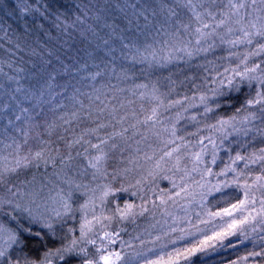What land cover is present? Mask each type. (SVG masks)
Returning a JSON list of instances; mask_svg holds the SVG:
<instances>
[{"label": "snow or ice", "instance_id": "obj_1", "mask_svg": "<svg viewBox=\"0 0 264 264\" xmlns=\"http://www.w3.org/2000/svg\"><path fill=\"white\" fill-rule=\"evenodd\" d=\"M11 4V13L0 5V32L5 36L7 20L18 26L21 21L25 22V31L28 30L29 22L33 26L43 28V24L36 25V21L48 22L50 17L63 23L61 17L64 13L60 9L65 5L61 0H11ZM125 4L132 9L134 20L143 17L147 22L146 12L153 18L157 15L162 17L163 23L158 32L164 31L170 40V43L166 42L169 49L167 55L158 57L157 51L151 45L141 51L135 41L124 43V37H119L123 48L128 51L125 59L134 63H147L149 66L161 61H184L191 66L194 59L206 57L220 46H227L228 58H235L238 63L235 67L225 68L223 73L216 71L212 61H206V65H195L206 72H216L210 81L215 85L209 90L211 95L207 92L185 95L182 99L168 100L165 103V99L175 87L170 88L168 93H161L157 85L152 84L150 95L156 102V107H153L151 114L140 123H163L159 119L160 109L168 111L179 107L180 110L176 112L174 119L170 118L169 126L163 129L169 137L163 142V149L159 154L153 151L152 156L145 155L144 159L152 165L147 171V176L129 187L115 188L111 183H107L89 188L76 184L71 179H64L66 188H58L56 195L50 196L44 203H37L35 194L28 203H21L18 195L20 186L13 183V180L19 179L24 170L39 169L41 166L47 168L49 165L55 169L57 161L62 168H66L73 157L70 154L61 155L58 151L53 156L49 142L46 141H41L44 147L37 151L31 148L24 151L23 146L28 144L26 128L16 129L21 133L23 144L15 139L10 144H4L0 140V187L10 194L7 199L0 198V217L7 220L6 223L5 219H0V264H70L74 259H79L81 264H122L124 257L119 251L112 250V246L116 245L117 241L122 248L130 246L122 239L121 233L127 231L123 225H135L137 218L144 217L146 213L155 217L156 210H160L163 223L156 222L159 228L155 233L146 230V234L152 238L145 241L139 236L136 237L140 239L141 248L146 249L137 253L143 264H194L192 258L197 254L215 251L218 246L224 248L236 247L237 243L243 244L252 239L250 232L257 233L258 226L264 225V147L248 151L249 145L258 137L264 143V0H155L154 8L145 7L141 10H138L135 4H128V0H125ZM129 24H132L131 20ZM8 27L11 28L12 25ZM104 43L107 45L108 41ZM240 46L246 49L243 53L231 51ZM15 47L19 49L18 44ZM7 51L15 55L11 49ZM254 57H259V62L249 66L250 59ZM56 60L60 62L58 57ZM92 66L99 68V65ZM8 67L12 68V63L9 62ZM88 67V64H82L71 70L69 66H64V73H79L86 71ZM15 71L19 74L23 73L24 69L16 68ZM111 72H116L115 66L111 67ZM56 74L62 75L59 71ZM121 74L127 78L126 70H122ZM103 75V71L90 72L87 79L96 81ZM4 77L19 84V79L7 75L0 64V79ZM54 79L55 76L49 74V81ZM186 79L194 80L193 77ZM204 79L207 82L209 77ZM171 83L175 86V81ZM253 85L257 86L255 95L246 98L233 115L227 118L213 116L214 123L203 124V128L211 133L210 135L198 136L194 144L186 141L184 136L177 135V124L186 118L185 113L189 109L202 108L203 112L198 115L207 118L210 113L215 114L223 104L233 99L231 93L242 94L245 86L251 88ZM52 87L49 83V90ZM136 87L148 89L149 85L141 84ZM194 87L199 88L195 84ZM21 90L20 87L14 89L17 93ZM2 91L3 85L0 84V92ZM144 94L140 93L141 96ZM43 95L41 92L38 101ZM192 101H198V104ZM6 107L11 110L10 106L0 105V119L4 118ZM17 107L19 114H14V120L8 119V125H14L15 121L33 119L29 109L23 108L19 103ZM73 116L76 114L73 113ZM187 119L200 124L196 114L188 116ZM99 127L103 128L105 125ZM2 131L0 128V132ZM89 131L94 133L97 129ZM200 131L198 127L196 133L188 135H198ZM125 132L127 129L113 132L107 138L98 137V144H92L82 135L73 139L68 147L88 145L84 148V153L77 152V156L86 154L88 148L97 150V155L86 160L87 166L93 170L92 178L95 180L98 175L104 174L102 162L107 153L103 151L102 146H107L108 142L114 141L116 137L123 138ZM226 142L227 145L235 144L244 149V154L235 151L232 155L234 149L227 147ZM111 147H117L116 143L113 142ZM5 149L9 150L7 154H4ZM221 150L229 153L228 163L214 172L212 166L216 165ZM185 156L191 161L190 168L187 165L180 166ZM241 162L243 166L239 167ZM168 163H172L171 168L166 167ZM252 165L259 166L258 174H251ZM166 172H172V175H164ZM177 173L179 183L173 179ZM54 175L59 177L61 173L54 172ZM158 178L169 180L171 187L162 190L149 187L147 193L138 196L143 203L121 204L122 196L117 193H127L135 188L136 191H132L131 195L137 196L138 192H143L146 180L154 184ZM209 178L215 179V183ZM81 188H84L83 195L87 198L78 208H74L73 194ZM148 193L154 195L155 199ZM214 194H219L216 204L222 203L223 206H210L208 198ZM169 205L173 208L178 206L183 215L170 211ZM76 212L81 213L79 228L68 227L65 235L59 237L58 229L63 231V223L75 219ZM152 227L156 228V225ZM260 232H264V227L260 228ZM230 237H235L236 243H233ZM257 237L264 244V236L257 233ZM65 240L67 242H64ZM225 241H228L227 245ZM49 244L60 246L47 247ZM249 257H264V251L250 252L248 256L231 261V264H242Z\"/></svg>", "mask_w": 264, "mask_h": 264}, {"label": "trees", "instance_id": "obj_2", "mask_svg": "<svg viewBox=\"0 0 264 264\" xmlns=\"http://www.w3.org/2000/svg\"><path fill=\"white\" fill-rule=\"evenodd\" d=\"M65 5L60 11L64 13L61 17L63 23L55 21L50 17L49 21L37 20L36 25L43 24V28L33 26L28 23V30H24L23 21L20 25L13 24L11 20H7L5 31L7 35L0 32V64L3 65V71L9 76L19 79V84L15 81H9L7 77L0 79L3 85V91L0 92V105L10 106L5 108L3 119H0V140L4 144L12 143V140L23 144L21 133L16 129H25L28 131V144L24 145V151L31 148L37 151L44 147L41 141L49 142L52 149V155L55 156L57 151L64 156L70 154L73 159L69 162V166L62 168L57 161L55 169L49 165L47 168L41 166L39 169H26L19 175V179L13 180V183L24 188V180L28 176H39L31 179L38 181L44 175L49 176L50 173L60 172L61 175L56 179H51L55 188L62 185L64 173L72 172L77 166L85 165L88 158L97 155V150L88 148V152L84 155L77 156L76 153H84V148L88 145H75L72 148L68 144L73 139L83 135L85 140H90L92 144H98L100 138H107L113 132H121L127 129L123 138L116 137L114 141L110 140L107 146H102L103 151L107 153L105 160L102 162V183H111L113 187L119 188L134 185L133 180H140L147 176V171L152 167L149 161L144 159L145 155L152 156L153 151L157 154L163 149V142L169 139L167 133L163 131L164 127L169 126L170 118L174 119L175 114L179 111V107L164 111L160 109L159 119L163 123L153 125L151 122L147 125L140 123L147 115L151 114V109L156 107V102L151 98V86L153 83L157 85L161 93H168L169 89L175 87V90L165 99L168 100L182 99L183 96L199 95L209 91L212 87L211 77H215L216 72H206L203 68H197L195 65L205 64L206 61H212L213 66L216 64L223 65L224 50L227 46H220L222 52L217 49L206 57H198L191 62V66L184 61L174 63H165L161 61L157 64L149 66L147 63H134L125 59L128 55L127 49L123 48L119 37H124V43L130 40L135 41L137 46L143 51L144 47L151 45L157 51L158 57L167 55L168 47L166 42L170 43L169 36L164 31H159L160 25L163 23L162 17L157 15L153 18L147 12L148 21L143 17L134 20L132 9L127 7L125 0H61ZM128 4H135L138 10L142 8H154L155 0H128ZM0 5L4 10L11 13V0H0ZM79 17V19H77ZM132 24H129V21ZM8 25H12L11 28ZM115 28V32H113ZM183 35V34H182ZM105 41L108 44L105 45ZM19 45V49L15 45ZM11 49L15 55H11L7 50ZM246 49L238 47L236 52L243 53ZM249 51L251 49H248ZM59 58V63L56 60ZM259 57L251 58L249 66L255 62H259ZM50 61L51 63H45ZM12 63V68L8 67V63ZM238 61L232 58L227 63L226 68L235 67ZM82 64H88L86 71L75 73L70 71L64 73V66H69L71 70L78 68ZM99 65V68L92 65ZM115 66L116 72H111V67ZM211 68L212 66H208ZM219 66H216V68ZM264 67V64H262ZM16 68L24 69L23 73H17ZM122 70H126L127 78L122 75ZM242 70V69H241ZM57 71L62 75H57ZM95 71H103L104 75L98 77L96 81L87 79L88 73ZM49 74L55 76L54 80L49 81ZM209 80L206 82L205 77ZM82 77H85L82 79ZM193 77L194 80L186 79ZM175 81V86L171 83ZM53 87L49 90L48 84ZM147 84L148 89L137 88V85ZM198 85L197 89L194 87ZM20 87L21 92H15L14 89ZM256 85L251 88L244 87L242 94L231 93L233 99L227 101L226 104L217 110L215 114H209L207 118L198 115L202 113V108H191L185 113V119L177 124L179 129L177 135L185 137L186 141L195 143L198 136L210 135L203 128L204 123H214L215 117L231 116L235 113L236 108L240 107L246 98L255 95ZM66 89V90H65ZM51 91V95H49ZM44 93L41 100L38 98ZM144 92V96L140 93ZM28 99H25V97ZM99 97V99H97ZM14 98V99H13ZM164 99V97H161ZM17 103L23 108L29 109L32 120L15 121L14 125H8L7 120L15 118L14 114H19ZM197 103L198 101H192ZM73 113L76 116H73ZM196 114L200 124L196 121H190L188 116ZM123 118V119H121ZM99 125H105L100 128ZM27 126V127H26ZM201 131L198 135H188L196 133L197 128ZM91 129H97L96 132H90ZM159 133V136H157ZM115 142L117 147L112 148L111 144ZM235 151L244 154V149L238 148L235 144L227 145ZM2 147V145H0ZM264 147L258 137L249 145L248 151L257 150ZM193 151L197 149H192ZM9 150L5 149L7 154ZM228 155L224 150L219 153V159L214 165L213 171H219L223 168L225 162L228 163ZM223 162V163H222ZM222 163V164H221ZM187 165L191 167L190 159L185 156L180 163L181 167ZM243 163L239 164L242 167ZM166 167L171 168L172 163H168ZM253 175L258 174V165L250 166ZM127 170V171H125ZM170 172L164 173L168 175ZM178 175L173 176L178 181ZM231 176V174H230ZM49 178H51L49 176ZM133 180H130V179ZM136 178V179H135ZM230 178V177H229ZM199 179V177H197ZM27 182H25L26 184ZM179 183V182H178ZM156 188L157 190L167 189L171 187V183L167 179L158 178L153 184L146 180L143 192H138L137 196L131 195L135 188L130 189L127 193H120L124 202H136L139 195L148 192V188ZM152 199L155 196L148 193ZM10 194L5 188L0 187V198L7 199ZM147 198V197H146ZM219 194H214L208 198L209 204L221 207L223 204H216ZM35 246V245H34ZM49 244L47 247H51ZM253 246V245H252ZM247 247L250 244L240 248L237 256L247 254ZM255 246L250 252H254ZM43 252V249H41Z\"/></svg>", "mask_w": 264, "mask_h": 264}, {"label": "rangeland", "instance_id": "obj_3", "mask_svg": "<svg viewBox=\"0 0 264 264\" xmlns=\"http://www.w3.org/2000/svg\"><path fill=\"white\" fill-rule=\"evenodd\" d=\"M240 47L242 48L243 46H240ZM222 48L224 49L225 47L223 46ZM216 49L218 52L220 51L219 47ZM236 49L237 48L231 49V51H234ZM220 52H222V50ZM223 52H224V56H223L222 61L224 62V64L218 65L215 63V68L216 66H219L216 68V71H219L221 73H223L224 69L226 68L225 66L227 65V63L232 61V58H228L229 49H225ZM88 159H91V158H88ZM23 172L26 173L25 170ZM66 174H67L66 176L64 174L61 176L63 180L71 179L76 184L85 185L89 188H95L98 184H103L102 183L103 175H98L97 179L93 180L92 178L93 170L87 166L86 162H85V165L77 166L74 171L67 172ZM178 174L179 173H177V175ZM168 175H172V172L168 173ZM49 176L51 178H49ZM49 176H45L44 180H42L44 177V175H42L40 176L42 177L40 180L33 181V182H31L32 181L31 179L37 178L39 176H36V177L28 176V178L23 181L25 185L24 188L20 189V194H18L20 197L19 202L28 203L29 200L33 198V194H35L36 202L40 204L48 200L50 196L54 197L56 195V190L58 188L54 187V185L51 183L53 182L51 179L54 180L58 177L54 175L53 173H50ZM173 179H176V178L173 177ZM209 179H211L212 182L215 183V179L213 178H209ZM130 180H133V179H130ZM25 182L27 183L25 184ZM178 182L179 181L177 180V183ZM133 183L136 184V180H133ZM59 188H66V185L63 183V181H62V185H60ZM83 192H84V188H81L79 192H74L73 194V207L74 208H78L80 204L85 202L87 197L83 195ZM117 195L121 196L120 193H117ZM124 200L125 199L122 198V200L120 201L121 204L124 203ZM135 203L141 204L143 203V201L139 202V200H137ZM169 210L174 211L176 215H180V216L183 215V212L180 211L178 206L173 208L171 205H169ZM196 210L199 211V209H196ZM75 217H76L75 219H69L63 223V231H59L58 229L59 237H63L65 235L68 227H73L76 229L79 228L81 213L76 212ZM0 219H5V222L7 223L6 218L0 217ZM89 219H91V216H89ZM157 221H160L161 223H163V218L160 215V210H156L155 217L150 216L149 214L146 213L144 217L137 218L135 225H131V224L123 225V227L127 228V231L121 233V236H122V239L125 241L126 245H130V246H125L122 248L120 246L119 241H117L116 245L112 246V250L119 251L121 253V256L124 257V262H122V264H143V261L137 256V253L141 251H145L146 249L141 248L140 239H136V237L139 236L141 239H144L145 241L150 240L152 237L146 234V230L147 232L155 233L156 230L159 228V225L156 224ZM152 225H156V228H153ZM261 227H264V225L258 226L257 233H259L260 236H264V232H260ZM257 233L250 232V236L252 237V239L246 240L243 244L237 243L236 247L226 246L224 248H220L218 246L215 251H209L207 254H197L196 256L192 258L193 262L194 264H231V261L239 260L241 257L248 256L249 251H251L253 246H255L254 252H262L264 251V244L260 242L259 238L257 237ZM76 235H78V231ZM70 238L71 237H69V239ZM229 239L233 243H236L235 237H230ZM64 242H67V241L65 240ZM227 244H228V241H225V245ZM247 244H250V247H247V249L245 250L247 251V254H244L242 256H237L236 254L239 253L240 251L239 249L243 248ZM58 246L60 245L56 244V245H52L51 247H58ZM70 264H81V262L79 261V259H74L70 262ZM242 264H264V257H249V259L247 261L242 262Z\"/></svg>", "mask_w": 264, "mask_h": 264}]
</instances>
